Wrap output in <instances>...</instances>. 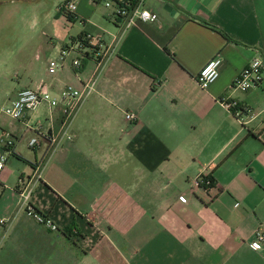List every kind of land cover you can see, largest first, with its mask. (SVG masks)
Here are the masks:
<instances>
[{
	"label": "crops",
	"instance_id": "obj_1",
	"mask_svg": "<svg viewBox=\"0 0 264 264\" xmlns=\"http://www.w3.org/2000/svg\"><path fill=\"white\" fill-rule=\"evenodd\" d=\"M76 1V17L60 11L50 40L40 46L34 37L25 50L31 87L50 90L59 104L14 119L2 109L30 85L0 78V218L8 219L0 264H264V249L250 246L264 227V79L234 87L255 56L264 58V0H144L157 18L127 29L116 4L106 17L102 0ZM83 32L93 38L80 49ZM215 56L220 75L203 88L198 74ZM93 76L71 138L53 147L62 91ZM224 99L249 113L236 116ZM7 133L11 147L2 142ZM203 173L213 186L194 188ZM22 177L58 230L20 206Z\"/></svg>",
	"mask_w": 264,
	"mask_h": 264
},
{
	"label": "built area",
	"instance_id": "obj_2",
	"mask_svg": "<svg viewBox=\"0 0 264 264\" xmlns=\"http://www.w3.org/2000/svg\"><path fill=\"white\" fill-rule=\"evenodd\" d=\"M144 0H107V6H113L116 4V15L124 22V29L132 25H136L144 22H152L157 18L155 13H152L148 9L143 7ZM78 10V3L76 0H68L61 5L60 11L73 15L76 17ZM93 38L92 33L86 32L78 43L80 49H84L90 43ZM72 48V47H70ZM70 48H66L62 51L60 60H64L70 52ZM74 48V47H73ZM101 61V60H100ZM74 65L80 64V58L73 60ZM101 64V62H100ZM220 56H215L209 59L201 68L198 74V81L203 88H207L210 84L215 82L220 75ZM59 68L57 60L50 61L49 70L54 72ZM264 79V58L261 56H255L250 63L241 71L238 77L234 81V87L246 91L259 84ZM96 83V76L89 79L81 88H77L71 84L67 85L62 91L61 100L63 104V126L61 130L52 135L53 147H58L62 142L63 138L67 136L71 138L69 134V128L72 123L73 117L76 112L80 109L84 100L93 92ZM47 102L51 107H55L59 104V99L55 98L50 90L45 87H25L17 92L16 98L11 104L3 107V112L14 119L24 118L29 111L37 109L42 103ZM226 107L232 109L236 116L242 117L243 114H248L250 109L243 107L235 100L222 101ZM128 119H134V113H127ZM3 144L6 147H11L14 144V139L8 133L2 139ZM38 142L37 138L31 139L30 144L33 146ZM6 154L0 150V172L3 169L6 162ZM36 179H40L42 176V168L40 167L36 174ZM213 186L212 180L209 174L203 173L196 177L193 181V187L196 189L207 190ZM19 190V204L25 209L27 215L36 219V221L46 225L52 230H58V225L53 219L46 214L37 210L32 202V194L34 190V184L31 183L27 178L22 177L18 186ZM8 219L6 217L0 218V223L6 224ZM250 246L255 249H264V227H259L256 232L254 239L250 242Z\"/></svg>",
	"mask_w": 264,
	"mask_h": 264
},
{
	"label": "rangeland",
	"instance_id": "obj_3",
	"mask_svg": "<svg viewBox=\"0 0 264 264\" xmlns=\"http://www.w3.org/2000/svg\"><path fill=\"white\" fill-rule=\"evenodd\" d=\"M66 1L68 0H0V78L9 75L5 83L19 87L34 86L28 77L31 69L27 61L29 55L25 51L34 45L28 44L27 47V43L34 37L40 46L50 40L46 35L49 32L48 24L62 14L60 7ZM106 1L102 0L99 4V13L108 17L109 9L112 10L113 6H107ZM76 23L80 25V21ZM11 79L15 83H11Z\"/></svg>",
	"mask_w": 264,
	"mask_h": 264
},
{
	"label": "trees",
	"instance_id": "obj_4",
	"mask_svg": "<svg viewBox=\"0 0 264 264\" xmlns=\"http://www.w3.org/2000/svg\"><path fill=\"white\" fill-rule=\"evenodd\" d=\"M69 17H72V18H74V16H73V15H69ZM84 33H86V32H83V34H81V35H80L79 39H81V38L83 37ZM210 179L212 180V178H211V177H210ZM212 184H213V180H212Z\"/></svg>",
	"mask_w": 264,
	"mask_h": 264
}]
</instances>
